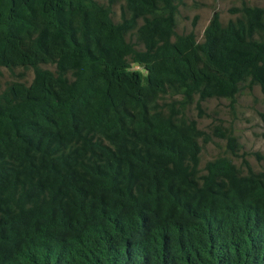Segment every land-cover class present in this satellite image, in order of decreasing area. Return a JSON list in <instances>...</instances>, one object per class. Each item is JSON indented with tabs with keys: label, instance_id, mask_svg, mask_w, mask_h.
I'll return each mask as SVG.
<instances>
[{
	"label": "trees",
	"instance_id": "obj_1",
	"mask_svg": "<svg viewBox=\"0 0 264 264\" xmlns=\"http://www.w3.org/2000/svg\"><path fill=\"white\" fill-rule=\"evenodd\" d=\"M185 1L0 0V264H264V170L188 116L264 92V8L198 41Z\"/></svg>",
	"mask_w": 264,
	"mask_h": 264
},
{
	"label": "rangeland",
	"instance_id": "obj_2",
	"mask_svg": "<svg viewBox=\"0 0 264 264\" xmlns=\"http://www.w3.org/2000/svg\"><path fill=\"white\" fill-rule=\"evenodd\" d=\"M106 2L107 0H100ZM252 6L264 8V0H186L184 6L179 7L177 15L178 34L193 32L198 41L202 39L203 32L214 12H217L222 22H226L231 15L228 10L238 7L242 2ZM121 2L118 1L113 7L114 12L119 14ZM16 74L23 73L22 81L29 83L32 80L31 70L17 69ZM14 77L2 70L0 82L2 85L13 80ZM201 112L202 116L198 115ZM259 113H264V92L255 86L251 90H243L236 96V101L231 105L226 99H210L200 104V110L195 104L188 109V116L197 121L198 127L209 133L211 141L201 143L200 168L206 162L224 155L227 150L226 141L212 135L215 125L231 130L240 145L238 155L233 158L237 166L242 165L245 159L255 171L264 170V160H259L256 153L264 154V125L259 118Z\"/></svg>",
	"mask_w": 264,
	"mask_h": 264
}]
</instances>
